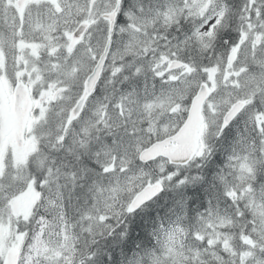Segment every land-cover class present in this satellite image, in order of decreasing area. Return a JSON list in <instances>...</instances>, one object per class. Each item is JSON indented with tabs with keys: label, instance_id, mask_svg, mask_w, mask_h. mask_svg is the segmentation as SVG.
I'll return each instance as SVG.
<instances>
[{
	"label": "snow or ice",
	"instance_id": "obj_1",
	"mask_svg": "<svg viewBox=\"0 0 264 264\" xmlns=\"http://www.w3.org/2000/svg\"><path fill=\"white\" fill-rule=\"evenodd\" d=\"M0 264H264V0H0Z\"/></svg>",
	"mask_w": 264,
	"mask_h": 264
}]
</instances>
